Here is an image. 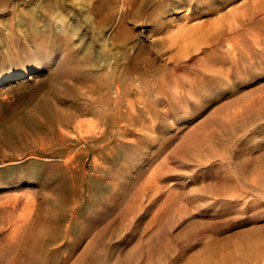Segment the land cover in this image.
I'll list each match as a JSON object with an SVG mask.
<instances>
[{
    "label": "rangeland",
    "instance_id": "obj_1",
    "mask_svg": "<svg viewBox=\"0 0 264 264\" xmlns=\"http://www.w3.org/2000/svg\"><path fill=\"white\" fill-rule=\"evenodd\" d=\"M0 264H264V0H0Z\"/></svg>",
    "mask_w": 264,
    "mask_h": 264
},
{
    "label": "bare ground",
    "instance_id": "obj_2",
    "mask_svg": "<svg viewBox=\"0 0 264 264\" xmlns=\"http://www.w3.org/2000/svg\"><path fill=\"white\" fill-rule=\"evenodd\" d=\"M31 14V13H30ZM66 17V16H65ZM65 17H63V16H59L58 18H60V20L62 21V23L63 24H61L62 25V27L63 28H66V29H68V30H72V33L75 31V29H74V26H72L69 22H67L66 20H65ZM62 30V29H61ZM75 33V32H74ZM74 35V34H73ZM103 48H104V46H103ZM88 50H89V48H88ZM97 56V55H96ZM100 58V57H99ZM95 60V59H94ZM93 61V60H92ZM106 64V63H105ZM110 69V68H109ZM11 79V75H8L7 77H6V80H10Z\"/></svg>",
    "mask_w": 264,
    "mask_h": 264
}]
</instances>
